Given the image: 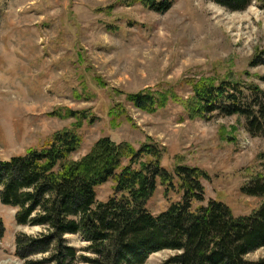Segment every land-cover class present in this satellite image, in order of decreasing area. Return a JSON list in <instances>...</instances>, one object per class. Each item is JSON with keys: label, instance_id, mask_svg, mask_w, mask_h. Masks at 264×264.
<instances>
[{"label": "rangeland", "instance_id": "obj_1", "mask_svg": "<svg viewBox=\"0 0 264 264\" xmlns=\"http://www.w3.org/2000/svg\"><path fill=\"white\" fill-rule=\"evenodd\" d=\"M143 1L0 0V161L41 148L66 130L81 139L69 164L85 162L106 139L137 151L151 146L167 173L182 166L205 174L204 201L193 207L216 200L235 217H248L261 201L241 188L261 172L264 133L249 134L237 115L192 110L199 85L238 84L245 102L252 88L264 93V0H251L242 12L208 0H168L172 6L163 14ZM149 94L161 100L153 112L128 99ZM113 188L110 180L96 188L97 201L110 198ZM180 199L176 186L157 180L146 208L158 215ZM14 215L0 203V264L42 261L47 254L15 255V238L38 239L47 230L17 226ZM64 239L79 256L92 258L80 235ZM171 256L153 253L144 264H165ZM246 259H264V247Z\"/></svg>", "mask_w": 264, "mask_h": 264}, {"label": "trees", "instance_id": "obj_2", "mask_svg": "<svg viewBox=\"0 0 264 264\" xmlns=\"http://www.w3.org/2000/svg\"><path fill=\"white\" fill-rule=\"evenodd\" d=\"M208 1L229 12H242L251 4V0ZM141 3L161 14L172 6L168 0ZM251 93L245 102L238 84L222 83L218 88L199 85L194 89L192 111L237 115L246 120L249 134L264 133V93L256 88ZM128 99L135 108L149 112L161 101L152 94ZM80 142L75 131L66 130L41 148L0 161V203L15 210L17 226L47 230L38 239L16 236L15 255L23 260L47 254L40 262L24 261L26 264H144L160 251L173 253L165 264H264V259H246L264 247V158L261 172L241 188L243 195L260 199V206L248 217H235L216 200L193 207V203L204 201L200 181L205 174L182 166L167 173L151 146L137 151L106 139L85 162L67 163ZM145 157H152V163H143ZM123 160L129 162L125 167ZM109 180L114 183L113 195L98 202L96 188ZM157 180L172 189L176 186L181 199L153 215L146 203ZM3 234L0 219V238ZM66 235H80L88 244L83 251L92 258L79 256V251L67 245Z\"/></svg>", "mask_w": 264, "mask_h": 264}, {"label": "bare ground", "instance_id": "obj_3", "mask_svg": "<svg viewBox=\"0 0 264 264\" xmlns=\"http://www.w3.org/2000/svg\"><path fill=\"white\" fill-rule=\"evenodd\" d=\"M249 13H250V14H254V13H253V10H250ZM247 19H248V18H247Z\"/></svg>", "mask_w": 264, "mask_h": 264}]
</instances>
